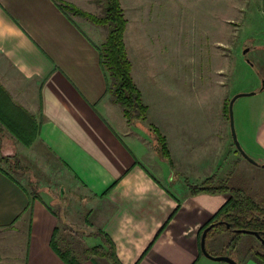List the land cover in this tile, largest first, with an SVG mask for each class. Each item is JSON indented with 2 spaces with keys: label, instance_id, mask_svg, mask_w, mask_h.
<instances>
[{
  "label": "crops",
  "instance_id": "crops-1",
  "mask_svg": "<svg viewBox=\"0 0 264 264\" xmlns=\"http://www.w3.org/2000/svg\"><path fill=\"white\" fill-rule=\"evenodd\" d=\"M120 1L130 59L126 37L144 26L153 30L161 9L158 0ZM63 2L92 14L99 6L98 0H0V129L25 121L38 132L26 147L0 131V264H68L60 253L79 264H112L101 250L87 253L107 251L104 235L122 264H207L200 256V231L231 196L192 195L186 184L212 176L228 183L257 170L226 138L224 164L204 147L203 172H195L189 158L187 171L181 164L165 171L149 124L128 123L107 93L99 52L107 30L66 14ZM132 76L135 81L133 67ZM240 133L246 153L264 164V114L241 121ZM5 157H12L11 165ZM14 157L23 169L12 165ZM56 185L60 200L53 195ZM232 240L223 234L208 246L225 250ZM258 253L263 258L252 254L240 264H264V250Z\"/></svg>",
  "mask_w": 264,
  "mask_h": 264
},
{
  "label": "rangeland",
  "instance_id": "rangeland-1",
  "mask_svg": "<svg viewBox=\"0 0 264 264\" xmlns=\"http://www.w3.org/2000/svg\"><path fill=\"white\" fill-rule=\"evenodd\" d=\"M98 7L97 16L101 15ZM157 8L161 11L153 30L144 26L126 37L135 81L148 107L145 124L156 125L171 141L174 167L181 164L187 171L189 158L191 168L201 173L208 164L201 156L204 147H210L209 158L214 154L215 162L220 164L226 162L223 140L229 138L236 149L230 118L224 110L227 102L238 94L256 92L234 104L235 130L243 149L241 121H257L264 114V0H158ZM0 131L12 135L8 130ZM183 142L192 148H182ZM46 159L48 166L58 172L57 163ZM164 162L165 171H171L169 162ZM12 165L22 168L16 159ZM263 165H248L258 174H243L237 181L231 178L228 184L235 186L236 181V187L243 188L264 209ZM59 186L53 191L55 199H59ZM224 234L228 241L235 237L229 232ZM257 240L252 234L238 235L232 259L241 263L242 258L264 250L263 244L256 246ZM208 250L213 256L225 253L211 246ZM206 260L203 262L207 264H228Z\"/></svg>",
  "mask_w": 264,
  "mask_h": 264
},
{
  "label": "trees",
  "instance_id": "trees-1",
  "mask_svg": "<svg viewBox=\"0 0 264 264\" xmlns=\"http://www.w3.org/2000/svg\"><path fill=\"white\" fill-rule=\"evenodd\" d=\"M101 8V15H95L90 12L84 11L69 3H59L61 9L66 13L74 16L84 18L94 25L104 27L107 30V38L105 43L99 49L101 64L108 76V89L107 93L113 104L122 108L124 117L130 124L147 122L148 120V107L143 102V96L136 85L132 76V63L128 57L127 48L125 44V31L127 27V20L124 15V10L120 0H98ZM25 116L28 114L22 111ZM224 110L228 112L229 118V104L224 106ZM21 120H24L21 118ZM19 124V128H14V125ZM7 130L23 145L30 147L33 140L37 136V130L35 127L31 128L25 121L5 122ZM149 131L152 133L154 141V149L156 154L161 160L168 161L174 171V165L172 162V156L170 152L168 138L163 132L154 124L149 125ZM236 152L241 155L237 150ZM12 157H5L2 161L11 165ZM19 161L16 157L14 160ZM20 163V162H19ZM18 168H20L18 166ZM179 176H183L179 174ZM192 195L198 194H230L228 202L214 215V217L206 224L200 231V243L201 236L206 228L212 224H218L207 233L206 244L209 249V243L211 240L222 236L225 232L234 234V239L225 248V253L222 255H229L237 248L236 238L242 233H237L235 230H247L255 231L262 235V241H264V209L260 204L255 201L246 191L241 187L232 186L225 182H218L215 176H212L204 180L201 184L193 185L186 184ZM173 216V215H172ZM226 224L230 225V228L226 227ZM165 226L159 231L157 235L160 236ZM156 237V238H157ZM104 245L107 247V251L104 252L102 248H96L94 250H87L89 254H95L100 251L106 259L112 264H122L118 259L116 253V247L110 238L104 235ZM264 245V244H263ZM264 247V246H262ZM201 249V247H200ZM201 251V250H200ZM209 251V250H208ZM59 254V253H58ZM60 257L68 260V264H79L75 258L60 253ZM256 256L263 258L258 252ZM200 256H204L200 252ZM240 264V263H239Z\"/></svg>",
  "mask_w": 264,
  "mask_h": 264
},
{
  "label": "water",
  "instance_id": "water-1",
  "mask_svg": "<svg viewBox=\"0 0 264 264\" xmlns=\"http://www.w3.org/2000/svg\"><path fill=\"white\" fill-rule=\"evenodd\" d=\"M247 53V50L245 51V54ZM264 89V86L263 88ZM256 92H250V93H245V94H238L236 96H234L230 102H229V118H230V126H231V131H232V137H233V140H234V144L237 148V150L241 153V155L246 159L248 160L250 163L254 164V165H257L259 163H257L253 158H251L247 153L246 151L242 148L238 138H237V135H236V130H235V123H234V104L235 102L239 99V98H242V97H245V96H252L254 95ZM264 168V165L262 166ZM216 225H218L217 223L216 224H212L211 226H209L208 228H206L201 236V243H200V247H201V252L202 254L212 260V261H216V262H225V263H228V264H238L234 259H232L230 256H213L210 254V252L208 251L207 249V244H206V238H207V233L212 229L214 228ZM226 227L227 228H230V225L226 224ZM235 232L237 233H242V234H252L254 236H256L259 240H262V235L258 232H255V231H247V230H235ZM263 244H264V241H262Z\"/></svg>",
  "mask_w": 264,
  "mask_h": 264
},
{
  "label": "flooded vegetation",
  "instance_id": "flooded-vegetation-1",
  "mask_svg": "<svg viewBox=\"0 0 264 264\" xmlns=\"http://www.w3.org/2000/svg\"><path fill=\"white\" fill-rule=\"evenodd\" d=\"M261 241V240H260ZM263 243V242H262ZM224 256H230L231 257V253L229 255H224ZM232 258V257H231ZM238 263V262H237ZM239 264V263H238Z\"/></svg>",
  "mask_w": 264,
  "mask_h": 264
}]
</instances>
